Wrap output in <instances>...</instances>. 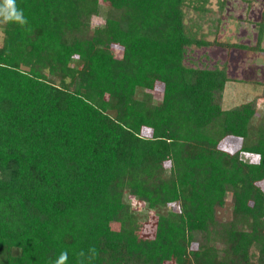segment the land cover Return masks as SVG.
<instances>
[{"label": "trees", "instance_id": "trees-1", "mask_svg": "<svg viewBox=\"0 0 264 264\" xmlns=\"http://www.w3.org/2000/svg\"><path fill=\"white\" fill-rule=\"evenodd\" d=\"M209 2L17 0L28 25H0V264H79L90 246L91 264H264V110L225 108L227 66L187 62L212 44Z\"/></svg>", "mask_w": 264, "mask_h": 264}, {"label": "rangeland", "instance_id": "rangeland-1", "mask_svg": "<svg viewBox=\"0 0 264 264\" xmlns=\"http://www.w3.org/2000/svg\"><path fill=\"white\" fill-rule=\"evenodd\" d=\"M207 6L210 10L202 22L198 21L199 17L193 10H188L187 22L190 23L192 17L197 18L201 25L200 36L212 41V44L191 47L187 62L197 67L227 66L231 81L226 86L225 108L256 100L258 107L264 110V29L263 37L259 40L261 23L264 21V0H227L223 7L218 0H210ZM93 22L96 26L102 25L104 19L100 15ZM3 40L4 30L0 26V46ZM161 90L160 87L156 89V96L161 95ZM149 132L146 129L144 134ZM239 146L240 142L236 139L228 138L221 143V147L229 152H235ZM243 157L249 161L257 160L253 155L243 154ZM260 184L264 188V182ZM135 204L136 207L142 206L138 202ZM149 215V233L154 235L156 216L153 212Z\"/></svg>", "mask_w": 264, "mask_h": 264}, {"label": "clouds", "instance_id": "clouds-1", "mask_svg": "<svg viewBox=\"0 0 264 264\" xmlns=\"http://www.w3.org/2000/svg\"><path fill=\"white\" fill-rule=\"evenodd\" d=\"M8 24H17L21 27L28 25V19L24 10L17 5V0H0V25ZM76 256L79 264H91L97 258L98 250L95 246H90L87 251L80 250ZM52 264H69L68 250L60 251Z\"/></svg>", "mask_w": 264, "mask_h": 264}]
</instances>
